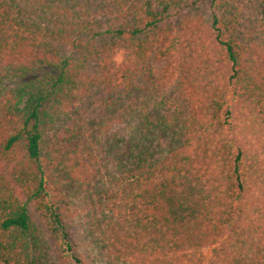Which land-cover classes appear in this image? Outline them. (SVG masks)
<instances>
[{"label": "trees", "instance_id": "1", "mask_svg": "<svg viewBox=\"0 0 264 264\" xmlns=\"http://www.w3.org/2000/svg\"><path fill=\"white\" fill-rule=\"evenodd\" d=\"M0 264H264V0H0Z\"/></svg>", "mask_w": 264, "mask_h": 264}, {"label": "clouds", "instance_id": "2", "mask_svg": "<svg viewBox=\"0 0 264 264\" xmlns=\"http://www.w3.org/2000/svg\"><path fill=\"white\" fill-rule=\"evenodd\" d=\"M125 60V55L123 50H121L120 54L116 57L113 58V62L118 66L120 64H122Z\"/></svg>", "mask_w": 264, "mask_h": 264}]
</instances>
